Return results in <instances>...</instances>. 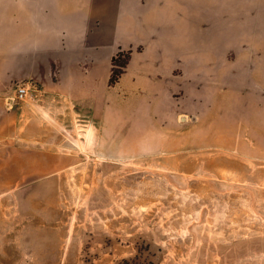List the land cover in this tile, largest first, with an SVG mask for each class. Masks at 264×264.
<instances>
[{
    "label": "rangeland",
    "instance_id": "1",
    "mask_svg": "<svg viewBox=\"0 0 264 264\" xmlns=\"http://www.w3.org/2000/svg\"><path fill=\"white\" fill-rule=\"evenodd\" d=\"M261 23L264 0H215L183 22L192 68L121 79L108 109L9 105L0 76V264H264V36L241 35Z\"/></svg>",
    "mask_w": 264,
    "mask_h": 264
},
{
    "label": "crops",
    "instance_id": "2",
    "mask_svg": "<svg viewBox=\"0 0 264 264\" xmlns=\"http://www.w3.org/2000/svg\"><path fill=\"white\" fill-rule=\"evenodd\" d=\"M214 5L215 0H0V76L35 82L44 102L68 101L77 109L99 99L97 108H112L121 79L135 85L158 71L180 77L182 69L192 68L185 54L193 40L184 37L196 33L192 25L184 30L183 22L213 19ZM244 31L242 36H264V24ZM130 49L131 70L112 83L114 57ZM139 69L146 72L140 75Z\"/></svg>",
    "mask_w": 264,
    "mask_h": 264
},
{
    "label": "built area",
    "instance_id": "3",
    "mask_svg": "<svg viewBox=\"0 0 264 264\" xmlns=\"http://www.w3.org/2000/svg\"><path fill=\"white\" fill-rule=\"evenodd\" d=\"M34 88H36V83L31 80L19 83L16 89L15 96L8 98L9 105L12 104V102L14 101V98L15 99L16 98L18 99L26 98Z\"/></svg>",
    "mask_w": 264,
    "mask_h": 264
},
{
    "label": "trees",
    "instance_id": "4",
    "mask_svg": "<svg viewBox=\"0 0 264 264\" xmlns=\"http://www.w3.org/2000/svg\"><path fill=\"white\" fill-rule=\"evenodd\" d=\"M117 78L115 75L112 76L111 82L115 83L117 81ZM117 264H146L145 262L142 263H138L137 262V256L134 258H124L123 260H121L120 262H118ZM148 264H152V262H149Z\"/></svg>",
    "mask_w": 264,
    "mask_h": 264
}]
</instances>
